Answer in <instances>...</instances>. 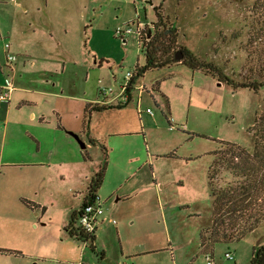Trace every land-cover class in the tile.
<instances>
[{
    "label": "rangeland",
    "instance_id": "1",
    "mask_svg": "<svg viewBox=\"0 0 264 264\" xmlns=\"http://www.w3.org/2000/svg\"><path fill=\"white\" fill-rule=\"evenodd\" d=\"M158 6L177 28L178 47L219 68L232 83L264 79V0H0L1 63L6 44L12 54L27 46L31 62L66 63L65 89L103 99L100 87L118 89L126 73L144 64L135 34L122 39L116 29L138 19L142 36L146 26L153 28ZM135 82L147 89L126 107L91 113L92 136L82 132L77 103L63 107V126L78 127L64 131H77L89 146L81 149L73 138L66 139L71 146L56 142L65 160L59 172L72 181L80 173L81 179L75 186L59 180L62 203L46 200L43 219L31 227V243L27 224L25 239L15 244L21 255L2 256L0 264H206L207 256L214 264H249L254 248L264 245V220L242 240L215 243L206 252L199 236L213 218L212 155L224 160L210 169L213 187L236 186L240 180L230 173L221 142L252 152L251 127L264 114V87L234 91L182 64L148 69ZM21 142L28 146L27 137ZM104 149L107 169L97 197L105 219L94 242H77L65 227L80 209ZM227 253L234 259L226 260Z\"/></svg>",
    "mask_w": 264,
    "mask_h": 264
},
{
    "label": "crops",
    "instance_id": "2",
    "mask_svg": "<svg viewBox=\"0 0 264 264\" xmlns=\"http://www.w3.org/2000/svg\"><path fill=\"white\" fill-rule=\"evenodd\" d=\"M28 51L30 49L27 46L14 51L16 61L10 69L6 67V59L5 63L4 61L1 63L0 59V85L8 76L14 86L9 100L0 103V106L4 105L0 107L2 122L0 124V257L10 256L6 251L20 249L15 244L25 239L22 226L25 227L27 224L28 242L31 243V227L37 229L36 220L40 222L43 219L47 208L46 200L55 206L62 203L63 197L57 193L58 182L59 180L65 182L69 178L59 172L60 164L65 160L61 153L63 150L60 151L62 147H58L56 142L59 145L67 143L71 146L70 140L66 139H75L72 134L81 137L77 131L76 133L64 131L66 128L77 130L78 127L66 124V128L63 126L64 118L61 117L64 112L63 107L66 104L69 106L71 101L76 102L78 106L76 112L83 116L84 122L85 107L100 102L94 97L93 99L87 97L85 93L83 96L75 94L73 88L65 89L64 61L55 58L50 61L38 59L34 63L30 61ZM90 117L89 131L90 129L92 131L93 116ZM91 131L89 136H92ZM23 136L28 138L26 147H22L27 145L21 142ZM87 146L85 144V148ZM6 147L8 149L5 151ZM70 162L74 164L75 160ZM77 165L80 168L78 161ZM152 175L154 178V173ZM90 177L92 176L89 175ZM54 178L56 183H52ZM79 179H81L80 173H77L74 180L69 181L75 186ZM156 186L162 188L160 183ZM121 196L128 197V193ZM22 200L34 204L35 210L24 205ZM104 219L105 216L103 221Z\"/></svg>",
    "mask_w": 264,
    "mask_h": 264
},
{
    "label": "trees",
    "instance_id": "3",
    "mask_svg": "<svg viewBox=\"0 0 264 264\" xmlns=\"http://www.w3.org/2000/svg\"><path fill=\"white\" fill-rule=\"evenodd\" d=\"M156 21L153 28L146 26L143 35L137 39L140 51L143 54L144 64L141 67L136 65V77L142 75L148 69L162 68L171 64H182L192 71L202 72L212 79L226 83L235 91L236 89H249L254 92L264 87V79L256 81L255 79L245 80L242 83L235 84L229 80L219 68L211 63H206L195 56L192 51L177 46V28L163 16L161 6L154 7ZM181 54L179 61L175 56ZM234 84V86H233ZM125 105H97L90 104L84 110L83 127L85 132H89L90 115L92 112H104L113 109H123ZM251 133L254 136V147L252 152H248L238 145L221 142L225 146L226 164L230 165L229 171L235 179L240 180L236 186L228 185L227 188L217 189L211 182L210 169L214 164L222 163L224 160L219 158L213 160L209 167V195L212 206V224L207 232L200 231V247L206 252L211 246L219 242H238L249 233H252L264 220V206L260 208L257 203H264V114L256 117ZM94 144L93 140H90ZM105 150V159L99 169L93 174L87 186V192L80 208L97 198V192L102 186L107 169V150ZM218 154V151L215 152ZM213 156V155H212ZM219 161V162H218ZM222 161V162H221ZM22 203L28 208L35 210L36 206L26 200ZM254 205L256 208H253ZM77 213L74 212L68 224L65 227L67 236L77 242H94V235L84 234L81 230L75 228ZM250 213V214H248ZM247 218L241 220V218ZM5 252V251H1ZM10 255H21L18 251H6ZM249 264H264V245L254 248Z\"/></svg>",
    "mask_w": 264,
    "mask_h": 264
},
{
    "label": "built area",
    "instance_id": "4",
    "mask_svg": "<svg viewBox=\"0 0 264 264\" xmlns=\"http://www.w3.org/2000/svg\"><path fill=\"white\" fill-rule=\"evenodd\" d=\"M142 1V0H138ZM143 26L139 20H133L124 28L116 29V34L119 38H127L131 34H135L136 38H140ZM5 59L6 67L11 68L12 64L16 61V56L10 53L9 44L5 45ZM137 72H128L124 77V82L118 89L100 87L99 94L103 97L100 99L97 105H125L128 104L133 98L134 94L138 92V95L141 96L146 91L144 85H137L135 82ZM140 78V77H139ZM14 86L12 80L6 76L3 80V83L0 85V103L7 102L10 98ZM151 89H149L150 91ZM140 98V97H139ZM148 113H152L147 109ZM1 169V165H0ZM104 211L102 204L98 197L91 203L86 204L78 210L77 220L75 223V228L81 230L84 234L94 235L99 224L103 222ZM112 224H115L114 220H109ZM206 264H214L213 260L210 257H206ZM226 260H233V256L230 253L225 254Z\"/></svg>",
    "mask_w": 264,
    "mask_h": 264
},
{
    "label": "water",
    "instance_id": "5",
    "mask_svg": "<svg viewBox=\"0 0 264 264\" xmlns=\"http://www.w3.org/2000/svg\"><path fill=\"white\" fill-rule=\"evenodd\" d=\"M181 57H182L181 54H178V55L175 56V60H176V61H179V60L181 59ZM72 136L77 140V142L79 143V145H80V147H81L82 149L85 148L84 143H82V142L80 141V139L78 138L77 135L72 134Z\"/></svg>",
    "mask_w": 264,
    "mask_h": 264
}]
</instances>
